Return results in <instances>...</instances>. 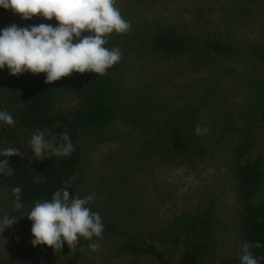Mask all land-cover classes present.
<instances>
[{"label": "trees", "instance_id": "16d2710c", "mask_svg": "<svg viewBox=\"0 0 264 264\" xmlns=\"http://www.w3.org/2000/svg\"><path fill=\"white\" fill-rule=\"evenodd\" d=\"M178 1L141 0V26L131 22L127 33L114 31L108 37L105 47L120 49L125 41L129 52L134 51L141 56V62L144 60L142 63L159 72V76L151 75L149 81L141 75V87L132 100H127L122 92L123 58L103 76L73 72L51 83H45L46 73L25 72L17 76L5 67L0 81V111L11 114L15 126L0 121V150L17 147L22 156L7 158L12 175L0 173V217L7 214L17 218L4 233L15 226L31 231L33 222L27 217L31 207L36 201L51 200L58 189H66L70 198H83L74 178L81 171L88 142L121 121L139 133L141 162L225 163L236 195L241 246L259 241L262 247L251 251L256 257L264 256V77L256 82L241 119L228 118L223 122L220 89L202 73L215 59H229L236 49L209 30L199 31L198 24L190 25L188 30L189 26L156 12V7ZM41 23L55 27L59 22L42 16L24 20L11 9L0 7V30L11 24L25 27ZM251 52L264 61V44ZM167 59L183 64L154 66ZM197 123L209 131L196 135ZM37 129L50 130L45 133V140L52 146L65 143L62 134H68L74 151L70 156H55L47 150L48 158L38 160L29 143ZM2 159L5 157L0 156ZM17 186L22 189L20 209L14 208L12 193ZM153 200V192L141 183V199L131 200L138 210L131 209L125 217L114 216L112 207L106 210L90 203L87 206L91 211L102 217V239L81 237L79 246L83 251L78 246L72 253L66 242L60 252L45 244L33 247L34 237L29 235L5 248L0 253V264H92L86 257L92 253L88 245L97 241L107 244L112 257L128 259V264H216L213 202L203 203L192 214L174 215L161 224ZM139 211L141 234L129 224Z\"/></svg>", "mask_w": 264, "mask_h": 264}, {"label": "rangeland", "instance_id": "374dc122", "mask_svg": "<svg viewBox=\"0 0 264 264\" xmlns=\"http://www.w3.org/2000/svg\"><path fill=\"white\" fill-rule=\"evenodd\" d=\"M115 6L125 20L141 26V0H116ZM156 12L189 26L188 30L190 25L198 24L199 31L209 30L214 37L236 49L229 59H215L202 75L220 89L223 122L228 118L241 119L242 109L248 106L256 82L264 77V61L256 59L251 52L252 48L264 44V0H179L156 7ZM89 34L84 32L82 35ZM126 45L128 43L123 41L120 46L123 58L121 84L127 100H132L137 88L141 87V75L149 81L151 75L159 76V72H154L152 65L142 63L141 56L129 52ZM173 63L183 64L180 60L167 59L154 66ZM4 72L5 68L0 69V81ZM140 144L138 131L121 121L110 126L98 139L90 140L81 171L74 178L82 196L94 193L91 202L94 206L106 210L112 207L114 216L125 217L131 209L138 210L133 201L141 199L142 183L153 192L155 200L152 203L158 207L161 224L170 221L174 215L192 214L203 203L212 201L216 264H239L242 246L236 224V195L226 164L217 161L179 165L141 162L138 159ZM150 218L153 220L152 216ZM129 221L141 234V211ZM30 232L15 226L0 233V253L19 239L32 235ZM99 245L97 251L86 256L87 261L92 264L129 263L128 259L112 257L107 244Z\"/></svg>", "mask_w": 264, "mask_h": 264}, {"label": "clouds", "instance_id": "9594fccd", "mask_svg": "<svg viewBox=\"0 0 264 264\" xmlns=\"http://www.w3.org/2000/svg\"><path fill=\"white\" fill-rule=\"evenodd\" d=\"M116 0H0V7L11 9L24 20L42 16L47 20L53 17L57 26L41 23L19 27L11 24L0 30V69L7 67L11 75L25 72L32 74L46 73L45 83L68 77L73 72H94L101 76L122 59L118 47H105L108 37L114 31L127 33L131 22L121 15L115 6ZM89 32V35H82ZM74 37L76 42H73ZM0 121L15 126L14 118L6 110L0 111ZM23 131V130H22ZM50 130L37 129L30 138L31 149L38 160L47 157V150L55 156H70L74 147L68 134H62L65 143L52 146L45 140V133ZM208 128L195 125V134L207 133ZM19 134V133H18ZM20 155L17 147L0 150V173L12 175L13 169L7 159ZM21 187H13L14 208L20 209ZM95 194L83 198L74 196L66 189L56 190L51 200L36 201L27 214L31 220V240L33 247L45 244L60 252L66 242L70 252L75 253L81 237L91 240L94 236L102 239L104 225L98 212L87 206L94 200ZM17 222L16 217L7 214L0 217V233ZM99 242L88 245L93 252L99 249ZM262 247L259 241L244 242L239 264H260L264 256L256 257L251 249ZM79 251L83 247L79 246Z\"/></svg>", "mask_w": 264, "mask_h": 264}]
</instances>
